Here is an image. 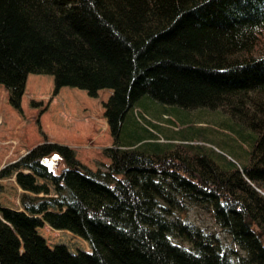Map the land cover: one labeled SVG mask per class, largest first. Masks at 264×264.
Segmentation results:
<instances>
[{"label": "trees", "instance_id": "1", "mask_svg": "<svg viewBox=\"0 0 264 264\" xmlns=\"http://www.w3.org/2000/svg\"><path fill=\"white\" fill-rule=\"evenodd\" d=\"M28 75L51 96L111 91L109 164L43 143L2 168L33 197L0 208V264H264V0H0V86L19 114ZM53 153L65 171L41 164ZM42 224L89 251L49 249Z\"/></svg>", "mask_w": 264, "mask_h": 264}, {"label": "rangeland", "instance_id": "2", "mask_svg": "<svg viewBox=\"0 0 264 264\" xmlns=\"http://www.w3.org/2000/svg\"><path fill=\"white\" fill-rule=\"evenodd\" d=\"M51 91V77L28 75L20 99L19 114L8 106L6 92L0 86V170L43 143L72 150L79 165L91 171L99 165L109 164L108 159L101 155V150L111 145L102 105L111 91H97L95 98L87 97L84 91L67 87L61 88L55 96H51ZM169 129L177 131L180 127L175 125ZM53 154L45 158H50L45 166L57 174L64 166L60 157L53 158ZM20 172L29 173L27 170ZM14 175L0 179V208L20 212V195H33L17 186ZM36 183L47 186L48 197L53 195L48 182L36 179ZM184 218L204 230L217 231L209 215L199 208L189 209ZM36 233L49 249L62 245L71 254L89 251L87 244L80 238L64 230H53L47 224L37 228Z\"/></svg>", "mask_w": 264, "mask_h": 264}, {"label": "water", "instance_id": "3", "mask_svg": "<svg viewBox=\"0 0 264 264\" xmlns=\"http://www.w3.org/2000/svg\"><path fill=\"white\" fill-rule=\"evenodd\" d=\"M52 157H53V158H57V159H59V156H57V154H55V153L52 155ZM49 160H50V158H48V159L43 158V159L41 160V164L45 165L46 163H48ZM65 170H66V168L63 169V171H65ZM75 170L78 171L77 168H76ZM20 212H22V211H20ZM245 225H246V226H249V223L247 222Z\"/></svg>", "mask_w": 264, "mask_h": 264}, {"label": "crops", "instance_id": "4", "mask_svg": "<svg viewBox=\"0 0 264 264\" xmlns=\"http://www.w3.org/2000/svg\"><path fill=\"white\" fill-rule=\"evenodd\" d=\"M108 139H110V143H111V138L109 137V135H108ZM59 143H61V144H64V143H62V142H59ZM66 143V142H65ZM67 144V143H66Z\"/></svg>", "mask_w": 264, "mask_h": 264}]
</instances>
